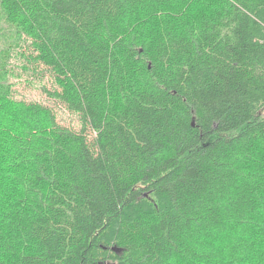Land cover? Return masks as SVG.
<instances>
[{"label": "trees", "instance_id": "16d2710c", "mask_svg": "<svg viewBox=\"0 0 264 264\" xmlns=\"http://www.w3.org/2000/svg\"><path fill=\"white\" fill-rule=\"evenodd\" d=\"M0 12V264H264V0ZM16 47L78 130L14 96Z\"/></svg>", "mask_w": 264, "mask_h": 264}, {"label": "rangeland", "instance_id": "374dc122", "mask_svg": "<svg viewBox=\"0 0 264 264\" xmlns=\"http://www.w3.org/2000/svg\"><path fill=\"white\" fill-rule=\"evenodd\" d=\"M14 37V31L4 21L0 12V50L7 47L8 44H13ZM25 48L23 47V49ZM11 51L13 52L9 59L8 68L11 70L9 81L13 85L14 96L25 101H39L50 106L55 110L57 122L60 125L78 130L81 123L77 115L70 113L64 105L47 94L48 91L50 92L54 88H57L47 70L42 66L37 68L36 73H33L32 69L24 70V65H27L29 68L31 66H29L24 58L18 55L19 48H13Z\"/></svg>", "mask_w": 264, "mask_h": 264}]
</instances>
